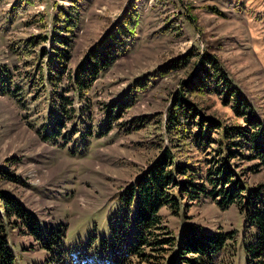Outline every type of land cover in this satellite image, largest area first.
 <instances>
[{
    "label": "rangeland",
    "instance_id": "rangeland-1",
    "mask_svg": "<svg viewBox=\"0 0 264 264\" xmlns=\"http://www.w3.org/2000/svg\"><path fill=\"white\" fill-rule=\"evenodd\" d=\"M68 7L79 13L71 72L125 18L135 20L134 33L129 49L88 92L90 108L81 120L85 124L75 126L79 133L55 145L43 142L38 134L52 103L47 84L29 87L35 56L24 53L23 42L49 36L55 24L62 25V19L54 21L59 10ZM191 50L215 56L228 80L264 122V0H0V66L11 73V89L18 94L12 98L0 94V167L18 179L1 189L13 195L42 228L66 226L64 249L80 246L81 253L89 250L87 256H92L99 240L109 235L110 217L119 208L118 194L156 158L157 148L169 144L163 125L167 109L192 70L162 71ZM68 95L73 98L71 92ZM129 95L136 102L123 122L161 115V128L150 124L123 132L115 127L101 137L81 135L88 127L95 135L104 125L105 108ZM195 101L204 106L206 115L236 121L217 96H195ZM85 102L75 99L77 108ZM255 163L246 162L242 168ZM245 176L250 186L264 183V169ZM161 215L177 238L186 219L207 232H232L213 264H246L244 246L252 241L254 229L244 230V218L236 207L223 211L201 199L179 216L166 208ZM22 231L6 232L13 264H46L48 253Z\"/></svg>",
    "mask_w": 264,
    "mask_h": 264
},
{
    "label": "trees",
    "instance_id": "trees-1",
    "mask_svg": "<svg viewBox=\"0 0 264 264\" xmlns=\"http://www.w3.org/2000/svg\"><path fill=\"white\" fill-rule=\"evenodd\" d=\"M59 19L62 25L55 24L49 36L31 37L23 42L24 53L35 56L29 87L33 89L37 83L44 88L47 84L52 103L47 123L38 134L43 142L55 145L65 144L79 133L75 128L78 122L85 124L81 120L90 108L86 96L99 76L129 49L135 22L131 17L125 18L71 72L69 64L79 13L73 7L60 9L54 21L58 23ZM188 67L192 70L190 79L180 83L163 123L169 144L157 148L156 158L118 194L119 208L110 217L109 235L99 240L92 256H87L89 250L81 253L80 246L64 249L61 244L66 226L42 228L13 195L3 191L1 186L16 184L18 179L0 167V264H13L6 240L9 229H23V233L31 236L48 253L46 264H213L214 256L232 238V232H207L186 219L177 238L161 215L166 208L179 216L180 211L185 212L201 199H208L223 211L231 206L237 208L244 218V230L254 229L252 241L244 246L246 264H264V183L250 186L245 176L264 169V122L228 80L216 57L209 53L191 50L165 65L162 74ZM10 76L7 67L0 66V94L12 98L18 94L11 89ZM70 92L73 98L69 97ZM195 96L219 97L236 121L206 115V109L195 101ZM75 99L86 102L77 108ZM135 102L130 95L112 101L105 106L104 125L98 133L93 135L88 127L80 134L91 138L101 137L115 127L123 132L139 131L150 124L161 128V115L123 122ZM72 122L74 127L67 132ZM246 162L256 163L242 168ZM93 238L90 237V242Z\"/></svg>",
    "mask_w": 264,
    "mask_h": 264
}]
</instances>
